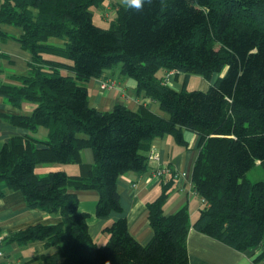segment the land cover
<instances>
[{
    "label": "trees",
    "instance_id": "16d2710c",
    "mask_svg": "<svg viewBox=\"0 0 264 264\" xmlns=\"http://www.w3.org/2000/svg\"><path fill=\"white\" fill-rule=\"evenodd\" d=\"M102 1L0 0V27L19 31L10 36L0 30V43L13 40L30 56L27 70L10 76L15 84L0 82V97L14 110L32 106L29 113L0 115L26 131L0 149V197L19 192L29 209L60 218L10 233L5 241L54 248L41 264H188L186 238L193 229L240 253L259 249L254 262H264V180L244 179L253 167L264 169V0H145L139 11L114 5L106 29L89 11ZM50 38L62 45L48 44ZM6 57L0 53V60ZM115 67L165 117L144 106L136 112L124 105L110 112L91 107L86 83ZM160 71L182 74L184 81L192 74L207 82L219 77L205 92L176 91ZM40 128L44 139L33 136ZM183 131L199 137L191 186L202 207L195 221L187 206L164 214L176 182L170 174L146 204L148 244L141 245L119 218L103 229L107 242L97 245L73 191L98 193L97 218L120 214L119 177L146 170L142 152L154 138L169 135L185 145ZM86 148L93 154L87 177L35 174L38 164H78Z\"/></svg>",
    "mask_w": 264,
    "mask_h": 264
},
{
    "label": "crops",
    "instance_id": "0c3cea01",
    "mask_svg": "<svg viewBox=\"0 0 264 264\" xmlns=\"http://www.w3.org/2000/svg\"><path fill=\"white\" fill-rule=\"evenodd\" d=\"M0 30L10 36L19 34V31L11 26H1ZM0 53L7 56L0 60L2 68L0 82L15 84L10 80V76L24 73L30 56L13 40L0 43ZM180 76L182 74L174 72H162L160 75L158 72V77L164 78V83L176 91L183 89L180 86ZM212 79L206 82L211 83ZM202 85L205 84L202 82ZM86 89L89 105L100 112H110L116 105H124L128 110L136 112L144 106L154 115L165 117L158 103L140 93L136 82L121 75L119 68L107 69L101 77L90 79L86 83ZM31 108V105L25 104L21 110H14L0 97V115L29 113ZM38 131L33 136L44 139L45 134ZM24 134H26L24 129L6 123L0 117V149L11 136ZM37 134L43 136L39 138ZM182 135L185 143L182 146L169 135L154 138L142 152L147 161L146 170L138 174L126 173L119 177L117 189L122 209L120 214L112 213L107 217L97 218L95 206L98 193L94 190L73 191L78 200V211L89 215L88 233L97 245H104L107 242L108 237L102 231L119 218L126 219L130 234L141 245L150 242L152 231L149 227L146 204L155 200L166 184V178L157 179L153 175L154 170L161 165L170 166L176 172L185 174L184 179L173 183L163 207L164 214L171 215L180 207L187 206L190 223L195 221L202 206L200 199L188 183L191 181L193 166L199 152V137L187 131H183ZM152 149L159 156L158 162L147 159ZM92 164V151L86 148L80 151L78 164H38L35 166V174L42 176L49 172L63 171L70 176L87 177ZM59 221L60 218L57 215L29 209L21 193L6 191L5 195L0 197V238H2L0 251L3 255L0 258V264H41L42 255L54 253V248L46 249L43 242L20 246L15 242L7 243L5 238L10 233L24 230L35 224L54 225ZM186 248L188 264H264V262H254L260 253L259 249L240 253L193 229L188 232Z\"/></svg>",
    "mask_w": 264,
    "mask_h": 264
},
{
    "label": "rangeland",
    "instance_id": "374dc122",
    "mask_svg": "<svg viewBox=\"0 0 264 264\" xmlns=\"http://www.w3.org/2000/svg\"><path fill=\"white\" fill-rule=\"evenodd\" d=\"M114 5H122L121 0H103L98 7H91L89 11L92 14V20L93 23L101 28H108L109 27V21H111L114 17ZM108 18V19H107ZM48 44H53V45H62V41L57 38H50L47 41ZM118 69V67H115ZM63 75H66L67 73L65 71H61ZM162 72H159V75ZM218 75H214L212 82L207 83L201 76L198 75H189L188 79L184 81V75L180 76V86L186 90V91H207V89L216 81L218 78ZM202 82L205 85H202ZM203 88H206L203 90ZM165 114V113H164ZM42 134H46L45 129L40 128L39 131ZM42 137L40 134L36 135ZM259 165V163H257ZM244 179L247 182L250 183H255L258 181H263L264 180V169L260 166H255L253 167L249 172L245 174ZM192 187V186H191Z\"/></svg>",
    "mask_w": 264,
    "mask_h": 264
},
{
    "label": "built area",
    "instance_id": "2783aa9c",
    "mask_svg": "<svg viewBox=\"0 0 264 264\" xmlns=\"http://www.w3.org/2000/svg\"><path fill=\"white\" fill-rule=\"evenodd\" d=\"M149 161H153V162H158L159 161V156L156 153V151L154 149H152L149 152L148 158ZM170 174L174 175V178L177 181H179L180 179H184L185 178V174L184 173H179L176 172L175 170H173L172 168H170L167 165H161L158 168H156L153 172V175L157 178V179H161L164 176H168ZM188 185L191 186V181L188 183ZM2 241V238H0V243ZM3 257L2 252L0 251V258Z\"/></svg>",
    "mask_w": 264,
    "mask_h": 264
},
{
    "label": "clouds",
    "instance_id": "9594fccd",
    "mask_svg": "<svg viewBox=\"0 0 264 264\" xmlns=\"http://www.w3.org/2000/svg\"><path fill=\"white\" fill-rule=\"evenodd\" d=\"M121 3L127 8L142 10L145 0H121Z\"/></svg>",
    "mask_w": 264,
    "mask_h": 264
}]
</instances>
